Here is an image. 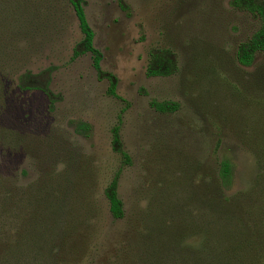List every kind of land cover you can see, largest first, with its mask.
I'll return each instance as SVG.
<instances>
[{
	"label": "rangeland",
	"instance_id": "obj_1",
	"mask_svg": "<svg viewBox=\"0 0 264 264\" xmlns=\"http://www.w3.org/2000/svg\"><path fill=\"white\" fill-rule=\"evenodd\" d=\"M82 1L117 97L72 58L67 0H0V264H264V53L236 61L256 19L230 0ZM155 50L171 74H146Z\"/></svg>",
	"mask_w": 264,
	"mask_h": 264
},
{
	"label": "trees",
	"instance_id": "obj_2",
	"mask_svg": "<svg viewBox=\"0 0 264 264\" xmlns=\"http://www.w3.org/2000/svg\"><path fill=\"white\" fill-rule=\"evenodd\" d=\"M74 17L77 22V28L81 34V39L72 50V58L88 53L90 55L91 67L96 76L100 79L104 78L108 82L107 93L109 96L117 97L114 94L115 83L113 78L100 70L99 62L101 59L100 53L93 47V33L89 28L84 12L82 0H67ZM230 6L236 10L244 11L256 19L257 28L249 36V38L240 43L236 52V61L243 67H248L252 64L256 54L264 53V2L263 0H230ZM120 8L123 7L120 5ZM175 66L168 51L155 50L148 54V62L146 67V74L148 76H167L173 72ZM39 76H35L29 72H24L17 77V87L22 90L37 89L44 94L49 104L52 103V95L47 88V83H40ZM154 110L160 113L173 111L175 106L165 102L152 103ZM83 130V128H82ZM118 127L112 129L111 139L117 152L123 162L128 163L129 158L125 152L119 148ZM220 179L223 185L229 180L230 165L227 161L220 164ZM117 175H115L108 185L103 190L104 198L107 202V210L113 220H119L123 216V210L120 200L117 197Z\"/></svg>",
	"mask_w": 264,
	"mask_h": 264
}]
</instances>
